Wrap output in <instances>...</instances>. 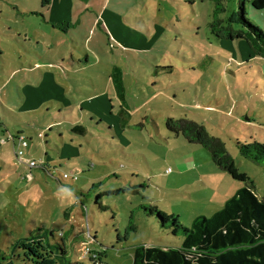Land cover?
<instances>
[{
    "label": "rangeland",
    "instance_id": "obj_1",
    "mask_svg": "<svg viewBox=\"0 0 264 264\" xmlns=\"http://www.w3.org/2000/svg\"><path fill=\"white\" fill-rule=\"evenodd\" d=\"M221 3V18L238 10L239 0ZM214 8L213 0H51L48 7L0 0L1 264H30L16 243L39 228L57 240L63 233L72 264H93L82 256L85 244L106 264H132L142 244L180 247L183 237L143 207L156 205L191 227L244 183L170 132L167 118L196 121L220 138L264 195L263 164L237 145L264 144V59L245 41L212 34ZM246 11L264 30V10L248 4ZM115 65L129 111L123 126L110 81ZM74 124L85 133L71 132ZM9 134L28 139L21 157ZM27 160L48 163L53 177ZM120 188L133 192L106 193Z\"/></svg>",
    "mask_w": 264,
    "mask_h": 264
},
{
    "label": "trees",
    "instance_id": "obj_2",
    "mask_svg": "<svg viewBox=\"0 0 264 264\" xmlns=\"http://www.w3.org/2000/svg\"><path fill=\"white\" fill-rule=\"evenodd\" d=\"M213 1V20L208 24L212 34L220 41H245L251 56L264 59V30L247 18L246 11L248 4L256 11H263L264 0H239L238 10L226 18L219 16L225 12L221 0ZM50 3L51 0H41L42 7H48ZM65 25L69 23L63 22L59 27ZM166 126L170 132L181 135L188 143L207 150L219 170L241 181L244 186L212 216L200 215L194 218L191 227L182 225L176 216L164 214L156 205L144 206V211L155 216L160 225L169 229L172 235H181L183 241L180 247L138 245L133 253L132 264H264V195L261 198L256 195L253 180L238 170L225 143L210 135L201 123L186 118H167ZM71 132L82 135L85 130L82 125H75ZM237 145L242 156L263 164L264 171L263 143ZM48 166L42 164L36 167L53 177ZM75 192L80 196L84 194L78 189ZM126 192L133 190L120 188L106 193ZM101 196L96 201L100 206ZM60 233V239L57 240L55 231L47 232L44 228H39L19 239L16 249L22 252L24 261L30 264H72L67 259L65 238ZM91 238L93 241L96 239L90 235ZM2 259L5 260L4 257ZM7 264L13 262L9 261Z\"/></svg>",
    "mask_w": 264,
    "mask_h": 264
},
{
    "label": "crops",
    "instance_id": "obj_3",
    "mask_svg": "<svg viewBox=\"0 0 264 264\" xmlns=\"http://www.w3.org/2000/svg\"><path fill=\"white\" fill-rule=\"evenodd\" d=\"M50 5H51V3H50ZM99 20H101V19L99 16H97L95 22H98ZM241 56H242V53H241ZM110 81L113 84V90H114L113 94L119 99L120 104L122 106L119 113H118L117 121H120V126H123L124 120H127L129 117V111H128V106L126 105L127 99H126V95H125V87H124V82H123V72H122V68L120 66H118V65L113 66V68L111 70V74H110ZM124 113H127L128 117H124V115H123ZM75 125H80V124H74L73 127ZM18 135H22V134H17V136ZM28 145H29V142H28ZM45 164H48V163L45 162ZM74 170H77V169L74 168Z\"/></svg>",
    "mask_w": 264,
    "mask_h": 264
},
{
    "label": "built area",
    "instance_id": "obj_4",
    "mask_svg": "<svg viewBox=\"0 0 264 264\" xmlns=\"http://www.w3.org/2000/svg\"><path fill=\"white\" fill-rule=\"evenodd\" d=\"M7 140H13L14 144H17L18 146V151L16 152V155L18 157H21L23 155V150L22 148H26L28 146V140L25 136L23 135H18L17 137H14L13 135H10L8 136ZM2 142H5V140H3ZM27 163V166L29 167V169H33L37 166V163L35 160H27L26 161ZM167 172H171V169H167ZM64 178H68V174H64L63 176ZM27 178L28 180H32L33 178V175L32 173L30 172L28 175H27ZM72 179L76 180L77 179V176H72ZM63 233L61 232L60 233V236L62 235ZM87 238L90 239V234H89V231L87 230V234H86ZM82 256L83 257H89L92 261H93V264H106V263H101L98 261V254L97 252L95 251H92L89 247L86 246L85 244V247L83 248V253H82Z\"/></svg>",
    "mask_w": 264,
    "mask_h": 264
}]
</instances>
